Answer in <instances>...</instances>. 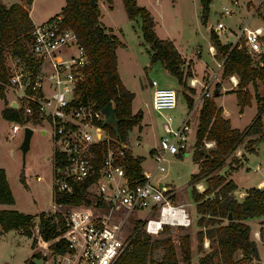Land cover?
<instances>
[{
    "label": "built area",
    "instance_id": "obj_1",
    "mask_svg": "<svg viewBox=\"0 0 264 264\" xmlns=\"http://www.w3.org/2000/svg\"><path fill=\"white\" fill-rule=\"evenodd\" d=\"M261 5L264 0H257L250 15ZM222 10L224 14L230 13L227 7ZM247 24L248 20L239 27L231 45L242 41L249 55L259 57L264 54V47L260 45L263 28ZM207 27L211 30L210 25ZM222 28V23L216 22V30ZM31 33L28 58L5 56L8 78L4 92L7 89L14 92L16 107L24 117L22 123L11 124L9 136L23 131L25 126L43 130L42 135L48 136L52 143L47 157L52 162V192L67 196L76 186L84 185L90 200L68 205L53 198L51 208L43 210L45 215H53L56 220V215L62 216L61 224L56 226L59 233L54 236V240L62 238L65 241L62 252L52 250L50 242L43 239L39 218L35 216L30 228L35 255L27 264H37L33 257L39 259V264H113L129 243L132 233H125V229L135 211H147L139 227L149 235H158L164 225L191 224L193 220L184 208L185 203H172L173 191L164 183L161 173L165 170L167 154H179L186 149L189 133L197 124L201 101L210 96L223 58L215 62L217 68L207 79L187 78L191 87L200 84V92L176 125L169 113L177 104L176 90L170 86L159 87L154 79L150 80L151 104L161 115L162 131L158 145L150 151L154 167L141 166L140 176H135L127 173L126 155L130 148L125 140L110 133L101 107L96 108L90 100L75 97L77 86L86 74L87 63L86 51L76 33L68 26L62 27L59 16L33 23ZM207 47L213 58L216 48L211 44ZM227 78L236 86L234 74ZM203 143L206 148L214 146L211 140H203ZM130 155L134 156L131 151ZM202 182L200 179L193 184L198 193L205 189ZM232 195L242 198L245 193L243 190L226 192V196ZM214 196L213 193L205 194L209 198ZM217 196L220 198L221 194ZM203 243H208L206 236H203Z\"/></svg>",
    "mask_w": 264,
    "mask_h": 264
},
{
    "label": "trees",
    "instance_id": "obj_2",
    "mask_svg": "<svg viewBox=\"0 0 264 264\" xmlns=\"http://www.w3.org/2000/svg\"><path fill=\"white\" fill-rule=\"evenodd\" d=\"M111 4L112 0H104ZM210 0H200L201 22L206 23L208 15V3ZM32 0H23V3L13 2L5 5L0 2V98L4 101L1 115L5 119L22 123L24 117L19 107L8 106L5 99V85L7 83L8 71L5 56H21L28 58V47L32 40L31 30L33 22L28 15V6ZM124 11L129 19L139 18L142 38L147 43L150 62H160L177 83L184 86L182 94L188 108L192 106L191 94L194 89L186 84V79L192 74L189 64L185 63L180 51L175 48L171 40L157 36L154 21L148 9L136 0H122ZM62 27H70L77 35L78 42L86 51L87 63L86 74L79 82L76 99L90 100L96 108L105 106L110 102L113 105V113L116 123V132L113 124L106 123L111 134L124 141L126 132L133 126L138 125L142 118V111L132 113L131 100L133 92L122 85L117 68L115 48L121 45L116 34L107 29L100 21L98 0H65L60 12ZM53 16V17H56ZM49 17V18H53ZM210 44L216 48L215 55L222 60L221 78L235 75L237 84L234 89L235 99L241 112L245 106L251 105L252 94L249 86L253 85L256 111L251 123L242 130L232 127L230 120L223 115L222 107L217 105L211 97H204L202 105L198 110L197 124L194 132V149L192 158L198 164L196 173L191 174L190 194L195 203L196 213L200 216L197 224L208 225L204 230L200 228L197 232L198 244L203 236L214 243L210 251L205 252L199 259L198 264H237L245 259L257 257V249L254 241L250 239L249 225L244 219L264 215V185L261 187H248L242 198L237 195L226 196L227 191H235L236 185L231 179H227L226 172L235 169L237 157H232L226 162L227 156L234 152L237 145L244 144V148L252 152L250 145L254 140L249 139L244 143V138L252 134H258L260 140H264V128L261 115L264 112V100L256 94L255 80L258 79L264 86V54L253 58L252 54L246 52L242 41L222 43L215 30L209 33ZM262 63L259 64V63ZM220 87L219 83H215ZM189 91V92H187ZM203 140L214 141V147L205 150ZM151 151V150H150ZM126 159L127 173L140 176L142 157L131 156L127 151ZM57 165H61L57 157ZM239 162V161H238ZM226 166L224 174L219 170ZM203 179L205 189L198 193L193 184ZM215 194L213 198L205 197V194ZM217 193L221 194L219 198ZM86 187L76 186L70 195L64 196L60 192L53 193L52 198L56 202L68 205L78 204L84 201L89 203ZM0 203H14L13 195L7 182L5 171L0 167ZM231 214L232 220L222 223V218ZM204 214L208 218L204 220ZM39 218V232L43 239L50 242V248L56 252L65 250V241L60 238L54 240L59 233L56 226L61 224L62 216L59 214L57 220L53 215H45L44 211L27 214L15 209H0V233L9 229H19L20 233L31 237L30 228L33 219ZM130 235L127 247L114 261L113 264H178L177 250L170 236L152 238L147 232L138 228L137 221ZM163 231H167L164 225ZM263 238H264V232ZM30 246H33L31 241ZM161 247L163 252L159 259L154 257L156 248ZM182 261L187 262L191 256L189 249V234L183 235L181 248ZM239 250L241 257L235 258L234 254ZM33 254L32 256H34ZM28 261V260H27ZM27 264V262H26Z\"/></svg>",
    "mask_w": 264,
    "mask_h": 264
},
{
    "label": "rangeland",
    "instance_id": "obj_3",
    "mask_svg": "<svg viewBox=\"0 0 264 264\" xmlns=\"http://www.w3.org/2000/svg\"><path fill=\"white\" fill-rule=\"evenodd\" d=\"M18 0H13L16 2ZM257 0H210L208 3V15L206 23L201 22L200 0H136L137 4L144 5L151 13L157 36L167 38L172 41L175 48L181 52L185 63L191 68V75L197 79H207L217 68L216 61H220L214 54L213 58L208 53L207 45L210 44L207 25L215 30L222 43H232L239 27L248 20V27L260 26L263 28L260 45L264 47V5H261L254 14L253 5ZM65 0H32L28 9L33 22L47 20L49 17L56 16ZM111 8L107 7V2L98 0L100 21L107 29H111L119 38L121 45L114 50L116 53V68L122 85L133 92L131 100V110L143 111L142 119L138 125L133 126L126 132L125 142L130 148L131 153L142 157L141 166L145 169L154 167V160L151 157L150 149L157 146L161 135V115H159L151 104V93L153 87L149 84L154 79L158 86L173 87L176 94V107L169 111L173 117L174 124H179L180 119L188 110L187 103L182 92L184 86L177 83L176 78L161 65L160 62L149 61V51L147 43L142 38L140 31L139 18L129 19L124 11L122 0H112ZM223 7L230 10L229 14L223 13ZM221 22L222 29L216 30V22ZM253 58H258L256 54ZM219 70V69H218ZM221 69L218 71V79L213 81V89L219 83L221 87L230 86L228 78H221ZM256 94L264 100V86L255 80ZM186 84L191 87L186 79ZM193 93H190L192 100H195L200 92V84L196 83ZM5 90L8 96L14 98V92ZM220 88V93L214 97L215 102L223 105L229 111L230 120L233 127L245 128L248 126L255 113V103L247 106L242 113H239L237 102H235V92ZM186 92V91H184ZM189 92V91H187ZM249 92L254 94L253 85H250ZM212 96V92L210 96ZM3 102L0 100V108ZM8 105V104H7ZM264 128V112L261 115ZM18 121L5 119L0 110V162L4 164L7 171V182L13 195L14 204L17 211L32 214L38 213L43 209L52 206V187L54 179L52 177V162L47 159L52 150V143L48 136L42 135L38 127L33 128L29 140V148L22 155L19 148L23 131L18 130L13 136L10 126ZM194 132L189 133L187 147L179 154H167L164 162L165 170L162 171L163 181L172 193V203L184 202V208L192 218V223L181 226H167V231H162L158 235H150L152 238H162L169 235L172 243L177 250L178 264H198V259L207 251L211 250L214 243L208 238V243H203V237L198 244L197 232L204 230L208 225H198L199 214L196 213L195 203L190 194L191 174L196 173L198 164L192 158L194 149ZM254 140L250 145L252 152L247 151L243 143L237 145L233 153L227 156L226 162L232 157H237L235 171L231 173V178L237 184L236 190H245L248 187L256 186L257 182L264 179V140H260L258 134L244 138V143L249 139ZM211 149L214 146L206 148ZM248 159L246 160V156ZM245 160V161H244ZM239 161V162H238ZM259 168H256L257 166ZM37 176V177H36ZM203 181V179H201ZM204 182V181H203ZM202 182V183H203ZM204 184V183H203ZM243 188V189H242ZM66 212L64 208L61 209ZM125 233H130L133 227L138 224L141 227L142 221L147 217V211H135L132 213ZM153 216V215H152ZM154 217V216H153ZM156 217V216H155ZM208 214H204V220ZM227 219L222 218V223ZM259 233L258 237H263ZM189 234V249L191 256L187 262L182 261L181 248L183 235ZM32 235V234H31ZM250 237H255L252 232ZM33 239L32 237H30ZM31 239L25 234L20 233L19 229H9L0 233V264H24L26 257L29 256ZM154 257L159 259L163 250L158 247L154 251ZM235 258L241 257V252L237 250ZM251 259H245L237 264H248Z\"/></svg>",
    "mask_w": 264,
    "mask_h": 264
},
{
    "label": "crops",
    "instance_id": "obj_4",
    "mask_svg": "<svg viewBox=\"0 0 264 264\" xmlns=\"http://www.w3.org/2000/svg\"><path fill=\"white\" fill-rule=\"evenodd\" d=\"M0 2L1 3H3V4H5V5H9V4H11V3H13V0H0ZM17 3H23V0H18V1H16ZM107 7L108 8H111L112 6H111V4H108L107 3ZM28 13H29V9H28ZM30 16V15H29ZM31 18V17H30ZM32 20V19H31ZM32 22H33V20H32ZM41 22V21H40ZM33 23H38V22H33ZM115 34V33H114ZM178 49V48H177ZM181 53V52H180ZM216 70V69H215ZM214 70V71H215ZM219 71V70H218ZM218 71H217V79H218ZM213 73V72H212ZM230 83V82H229ZM158 84V83H157ZM235 87L236 86H232L231 84H230V86H228V88H226V87H221V88H223L224 89V91L223 92H227V91H234V89H235ZM249 89H250V86L248 87ZM9 91H11V90H9ZM5 99L8 101V103L9 102H11V101H15L14 100V98L13 97H11V96H8L7 95V93H6V91H5ZM0 100H1V102H3V105H2V107L4 106V101H3V99H1L0 98ZM213 100H214V102H215V99L213 98ZM251 105H252V103L254 102L255 103V108H256V101L254 100V97L252 96L251 97ZM235 102H236V99H235ZM217 103V105H219V103L218 102H216ZM251 105H249V106H251ZM219 106H221L222 107V113H223V115H225L229 120H230V117H229V111H228V109H226V107H224L222 104L221 105H219ZM238 106V105H237ZM2 107L0 108V110L2 109ZM247 106H245L243 109H242V111L240 112L239 111V106H238V111H239V113H242L243 111H244V109L246 108ZM141 110H143V109H141ZM137 111V110H136ZM135 111V112H136ZM256 111V110H255ZM142 116H143V111H142ZM142 119V118H141ZM230 123H231V126L233 127V125H232V120H230ZM234 127H236V126H234ZM233 127V128H234ZM236 128H238V127H236ZM238 129H240V130H242L243 128H238ZM154 147V146H153ZM152 147V148H153ZM151 148V149H152ZM150 149V150H151ZM246 154L247 153H245V156H246ZM248 159V157L246 156V160ZM245 161V160H244ZM0 167H2L3 169H4V171H5V174H6V177H7V171H6V168H5V166H4V164L3 163H1L0 162ZM236 169V168H235ZM235 169L234 170H232V171H227L226 172V175H227V179H231L232 180V178H231V173L233 172V171H235ZM233 181V180H232ZM233 183H234V181H233ZM264 183V179L263 178H261L258 182H257V184H256V186L257 185H261V184H263ZM235 185H236V187L238 188V186H237V184L236 183H234ZM243 189V188H242ZM182 203V202H181ZM181 203H176V204H181ZM14 203H12V204H1L0 203V209H15V207L14 208H12L11 206L13 205ZM16 210V209H15ZM43 210H45V209H43ZM43 210H41V211H43ZM243 222H245V223H247L248 225H249V230H250V232H252L253 233V235L255 236L256 235V232H257V235H259V233H260V235H261V232H264V215H260V216H254V217H252V218H247V219H244L243 220ZM31 238L29 237V240H30ZM250 239H252L253 241H254V244H255V248L257 249V257H255V258H253L252 260L253 261H251V260H249L248 261V264H264V238L263 237H258V236H255V237H250ZM28 253H29V256L28 257H26V259H25V263L24 264H26V262H27V260L30 258V257H32V255H33V253H32V247L30 246V248H29V251H28ZM242 255V254H241Z\"/></svg>",
    "mask_w": 264,
    "mask_h": 264
},
{
    "label": "water",
    "instance_id": "obj_5",
    "mask_svg": "<svg viewBox=\"0 0 264 264\" xmlns=\"http://www.w3.org/2000/svg\"><path fill=\"white\" fill-rule=\"evenodd\" d=\"M220 93V87H216L213 89L212 91V95L213 97H215L216 95H218ZM8 106L10 107H16V102L15 101H11L8 103ZM101 112L102 114L104 115V122L106 123H109V124H113L114 126V130L116 132V123H115V118H114V113H113V105H111L110 102H107L105 103V106H103L101 108ZM32 132H33V128H30L28 126H25L24 129H23V136H22V139L20 141V145H19V148L22 152V155L25 154V152L27 151V149L29 148V140H30V137L32 135ZM41 134H43V130L40 131ZM117 134V132H116ZM226 171V166L222 167L220 170H219V173L220 174H224ZM227 220H232V217H231V214L228 213L227 217H226ZM33 262L39 264V259L38 258H34L33 257Z\"/></svg>",
    "mask_w": 264,
    "mask_h": 264
}]
</instances>
